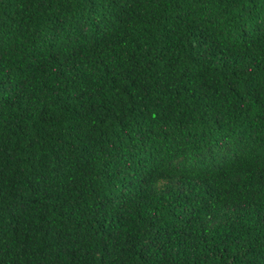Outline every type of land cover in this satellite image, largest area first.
<instances>
[{
  "label": "trees",
  "instance_id": "trees-1",
  "mask_svg": "<svg viewBox=\"0 0 264 264\" xmlns=\"http://www.w3.org/2000/svg\"><path fill=\"white\" fill-rule=\"evenodd\" d=\"M0 264H264V0H0Z\"/></svg>",
  "mask_w": 264,
  "mask_h": 264
}]
</instances>
